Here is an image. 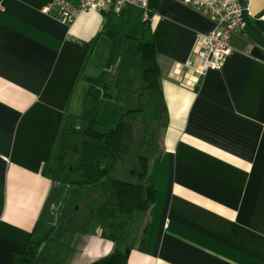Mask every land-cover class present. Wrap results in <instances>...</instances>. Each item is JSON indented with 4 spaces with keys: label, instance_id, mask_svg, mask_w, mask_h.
I'll return each instance as SVG.
<instances>
[{
    "label": "crops",
    "instance_id": "0c3cea01",
    "mask_svg": "<svg viewBox=\"0 0 264 264\" xmlns=\"http://www.w3.org/2000/svg\"><path fill=\"white\" fill-rule=\"evenodd\" d=\"M52 1L0 0V264H13L30 240L47 237L69 248L66 264H88L111 251L108 221L84 230L64 223L69 205L60 198L62 179L48 167L65 117L102 119L99 105L112 99L97 87L105 84L100 50L125 59L128 39L138 54L145 34L154 45L163 123L160 154L149 163L151 184L144 188L151 208L142 210L126 264H264L259 37L244 22L230 38L223 67L196 77L183 63L194 58L213 22L183 0H159L147 32L132 4L83 10L66 24L54 17V5L44 12ZM244 1L264 36V0ZM107 110L104 117L119 112Z\"/></svg>",
    "mask_w": 264,
    "mask_h": 264
},
{
    "label": "trees",
    "instance_id": "16d2710c",
    "mask_svg": "<svg viewBox=\"0 0 264 264\" xmlns=\"http://www.w3.org/2000/svg\"><path fill=\"white\" fill-rule=\"evenodd\" d=\"M158 2L159 0H147V18L143 20L145 27H149L150 18ZM138 55L144 81L138 94H144L145 90H151L153 93L150 99L149 118L142 115L147 109L142 103L121 112L110 125L97 117L67 115L59 133L58 157H63L70 149L74 154L73 166L78 177L71 181V184L92 185L106 177L113 194V198L99 203L90 210L87 223L97 225L108 221L110 229L107 237L112 241L113 247L107 255L88 264H126L124 237L127 228L137 212L151 208V201L146 198L144 188L151 184L149 163L156 160L160 154L159 131L163 123L164 105L157 100L159 94L154 82L157 72L154 45L146 34L138 38ZM104 87L107 85L104 84ZM135 115L136 118L133 120L128 119ZM72 118H77V125L72 123ZM131 152L134 154L135 166L130 167L128 172L135 181L108 177L113 164L126 159ZM53 178L61 180L59 177ZM84 227L80 225L82 230ZM143 234L144 232L140 237V247ZM68 253L67 246L51 237L44 241L30 240L24 250L15 255L13 264H66Z\"/></svg>",
    "mask_w": 264,
    "mask_h": 264
},
{
    "label": "rangeland",
    "instance_id": "374dc122",
    "mask_svg": "<svg viewBox=\"0 0 264 264\" xmlns=\"http://www.w3.org/2000/svg\"><path fill=\"white\" fill-rule=\"evenodd\" d=\"M140 9L142 16L144 10ZM145 30L147 31L146 27ZM128 48L125 59L119 56L118 59L114 60L115 53L111 49L103 48L99 52L98 61L100 62V74L104 78V83L107 85L105 88L103 84L99 87L100 94L105 93V96H112V99L106 98L103 105H99L100 119L105 124H113V121L117 119L121 112L129 108H135L139 104H143L147 108L145 112L148 118L151 115V97L152 93L149 90H145L144 94L140 93L139 88L142 85L140 65L138 54L132 46L133 40L128 39ZM137 45V44H136ZM96 88V86H94ZM93 89V91L95 90ZM139 90V91H138ZM96 91V90H95ZM114 106L119 108V112L113 117H104L107 109H114ZM145 116V117H146ZM92 118V117H89ZM135 116L128 118L133 120ZM139 119V118H138ZM72 118V123L77 125V122ZM103 120H106L105 122ZM141 121V120H139ZM138 123V122H137ZM140 125V124H139ZM160 133V132H159ZM144 150H142L143 152ZM74 154L71 149L68 150L63 157H58V150L56 157L48 167V172L52 177H59L62 180L58 182V189L62 192L61 199L65 200V204L69 205L67 215L64 219V223L69 227L79 224L87 226L90 210L98 205L99 203L105 202L110 198H113L112 190L110 187L109 180L104 177L98 183L92 185L77 186L71 184V181L77 179V172L73 166ZM135 166L134 154H131L121 161L116 162L110 168L108 177H116L125 180L135 181L134 177H131L128 170L130 167ZM144 221L143 212L139 211L136 213L131 224L128 226L124 237V249L129 248L135 240L136 236L140 233V225ZM99 223V222H97ZM89 226V225H88Z\"/></svg>",
    "mask_w": 264,
    "mask_h": 264
},
{
    "label": "built area",
    "instance_id": "2783aa9c",
    "mask_svg": "<svg viewBox=\"0 0 264 264\" xmlns=\"http://www.w3.org/2000/svg\"><path fill=\"white\" fill-rule=\"evenodd\" d=\"M126 3L141 7L144 10L143 20L147 18V0H53L43 10L48 12L51 5H54V17L67 24L80 11H99L106 7L119 11ZM183 3L213 22V28L201 35L203 44L194 50V58L187 59L183 66L193 68L196 77L208 70H220L232 51L231 36L240 33L244 25L240 0H183Z\"/></svg>",
    "mask_w": 264,
    "mask_h": 264
},
{
    "label": "water",
    "instance_id": "95a60500",
    "mask_svg": "<svg viewBox=\"0 0 264 264\" xmlns=\"http://www.w3.org/2000/svg\"><path fill=\"white\" fill-rule=\"evenodd\" d=\"M240 4L242 7V16H243V21L245 22V24L259 37L260 41L262 44H264V36H261L259 34V32L253 27V25L250 23L247 15H246V5H245V1L244 0H240ZM148 29V27H146ZM125 253L128 254L129 252V248H125Z\"/></svg>",
    "mask_w": 264,
    "mask_h": 264
}]
</instances>
